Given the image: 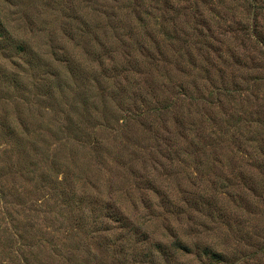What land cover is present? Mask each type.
Returning <instances> with one entry per match:
<instances>
[{"label":"rangeland","instance_id":"374dc122","mask_svg":"<svg viewBox=\"0 0 264 264\" xmlns=\"http://www.w3.org/2000/svg\"><path fill=\"white\" fill-rule=\"evenodd\" d=\"M0 21V264H264V0H0Z\"/></svg>","mask_w":264,"mask_h":264},{"label":"trees","instance_id":"16d2710c","mask_svg":"<svg viewBox=\"0 0 264 264\" xmlns=\"http://www.w3.org/2000/svg\"><path fill=\"white\" fill-rule=\"evenodd\" d=\"M10 38H13L12 36H10V31L5 27V25H4V23L3 22H1L0 21V51H3V52H7V48L5 47V44H4V46H3V42L5 41V40H8V39H10ZM13 42H14V44H15V54H18L19 55V60L21 61V58L24 60V59H26L28 56H30V55H28V49L25 47V45H24V43H23V41H21V40H13ZM28 55V56H27ZM32 56V55H31ZM67 59V58H66ZM65 59V60H66ZM20 61H18V62H20ZM29 61H31V58H29L27 61H26V63L27 64H29ZM3 76H6V74H3ZM180 85H178V87H179ZM178 93H179V95L181 96H179V97H176L175 98V100H174V104H177V100L179 99L180 101H181V99H182V96H183V98H185V99H190L191 97H190V95H188L187 93H184V92H181L180 90H178L177 91ZM166 99H164V101H165ZM178 100V101H179ZM183 102H180V104H178L179 106L178 107H180L181 106V104H182ZM160 105L161 104H159V105H157V106H159L160 107ZM163 105V104H162ZM164 106V105H163ZM171 105H167L166 107L164 106V108L165 109H167V108H169ZM160 108H162V107H160ZM185 132V131H184ZM181 136H184V133H182V132H180L179 133ZM196 138H200L199 136H197ZM194 139V138H193ZM120 211V210H119ZM119 218L120 219H124V217L122 216V212L120 211V216H119ZM90 230V229H89ZM93 232H95V231H92L91 233H93ZM122 240H124V236H119L118 238H117V241H115V240H113L112 241V244L114 245V246H116L117 247V250H118V254H123V249H122V247H121V242H122ZM172 245H175L177 248H180V249H185V247L184 246H186L185 244H181L180 243V241L178 240V239H175L173 242H172ZM210 256H212L213 258H215V260H217V256H218V254L217 253H215V252H212V253H210Z\"/></svg>","mask_w":264,"mask_h":264}]
</instances>
